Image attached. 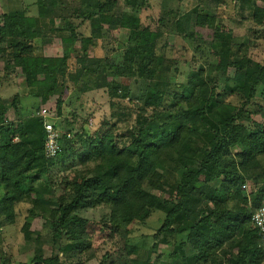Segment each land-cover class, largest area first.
Instances as JSON below:
<instances>
[{
    "label": "rangeland",
    "instance_id": "rangeland-1",
    "mask_svg": "<svg viewBox=\"0 0 264 264\" xmlns=\"http://www.w3.org/2000/svg\"><path fill=\"white\" fill-rule=\"evenodd\" d=\"M39 1L41 4L46 2L0 0V16L14 9L34 14ZM53 1L56 6L50 11L51 14L32 17V28L37 29L32 42L23 41V45H33L34 54L51 58L66 56L65 72L71 74L83 65L78 59L86 61V57L107 58L108 63L102 61L101 65L83 76L81 83L84 82L89 87L93 86L95 73L102 75L104 63L105 67L122 64L124 51L134 45V37L140 29L145 28L155 35V53L161 59L159 64L165 72L163 81L158 82L161 76L158 68L151 75L148 70L138 67L130 77L120 75L115 78L118 80L115 85L109 75L112 69L105 68L109 76L107 80L113 85V89H91L76 98V89H79L81 83L75 89L73 81L66 78L62 80L58 75L55 93L43 102L28 93L24 70L15 65L11 57L10 42H6L5 45H0V116L4 124L20 121L25 116L36 113L40 105L46 104L55 110L53 121L61 134L67 128L77 138L108 133L114 136L118 148H122L139 129L144 128V134H147L152 116L162 114V111H157L154 105L148 103L151 101H147V96H157L164 89L171 104L175 101L174 93L179 92L178 87L190 84L197 89L194 96L197 99L199 97V101H205L204 106H209L201 123H212L234 115L237 123H243L247 128H264V87L259 82L251 94L250 89L244 85L251 81L250 74L254 77V74L247 72H253L264 64L263 0H114L112 4L105 3L111 0ZM101 5L107 8L100 17L103 23L95 22L90 26L85 21L78 27L83 35L90 36V40H85L86 46H81L78 39L63 43V37L65 39L69 36V32L65 31L69 24V13L83 10L84 14L95 13L93 16H99L101 14L98 7ZM45 10L50 9L47 7ZM121 24L126 26L121 27ZM222 44L229 47L240 45L231 50L233 54L230 60L234 66H229L224 71L219 69L224 62L220 59ZM56 68V62H53V69ZM109 91L111 95L107 94ZM56 100L61 102L59 113ZM152 102L157 103L158 100ZM215 102L222 104L221 114L217 111ZM211 105L214 106L210 108ZM211 138L212 134L208 130L201 132L183 153L187 158L186 163L182 164L186 165L185 169L191 166L199 171L197 187L206 184L214 186L212 175L216 170H221L220 180L224 178L225 172L231 170L236 173L239 170L240 159L235 156V147H229L228 151L217 155L216 166L206 160ZM79 147L75 145L76 149ZM256 161L261 173L251 165L247 168L245 177L231 187L238 188L240 197L230 188L231 193H225L227 186L219 185L216 187L220 197L210 201H223L225 194L228 198L227 207L245 215L257 206H264V154H257ZM97 162L71 165L72 168L65 173L69 185L62 188L64 190L58 189L57 193L65 195L67 189L73 188L72 185H76L83 178H92ZM171 164L173 163L169 162L166 166ZM158 167L162 172L159 182L163 186L156 193L162 200L171 201L176 195L177 179L171 176L168 169ZM45 178L46 175L41 176V179ZM38 182L39 180L34 184ZM44 185L51 188L48 181ZM34 196L25 194L20 197L15 205V222L1 227L0 264H40L39 258L42 260L56 255L60 259L58 264H78L77 260L83 261L80 264H182L193 253V245L198 243L197 238L189 237L187 232H159L165 216L160 209H151L142 221L133 220L127 226V233L123 229L116 232L111 227L109 205L104 203L77 211V214L89 220L88 251L73 255L58 253L60 243L53 237L51 223L40 215L32 219L28 217H33L29 210ZM203 199L195 211L186 214L192 222L200 220L209 212L208 204ZM236 218L235 216L234 223L238 222L235 221ZM26 220H30L29 238H25L21 230ZM215 220L211 217L209 222L199 225L198 230L221 241L215 251L216 262L227 264L226 259L235 257L237 253L238 239L235 235L229 239L220 236L216 231L220 224ZM251 257L253 258L252 251ZM260 264H264V258Z\"/></svg>",
    "mask_w": 264,
    "mask_h": 264
},
{
    "label": "trees",
    "instance_id": "trees-1",
    "mask_svg": "<svg viewBox=\"0 0 264 264\" xmlns=\"http://www.w3.org/2000/svg\"><path fill=\"white\" fill-rule=\"evenodd\" d=\"M105 3L112 4L114 0ZM55 6L53 0H46L45 4L39 1L34 14L14 9L0 16V45L10 42L11 57L15 65L24 70L28 93L43 102L55 93L58 75L62 80L66 78L73 81L76 89L84 75L101 65L102 61L109 62L107 58L86 57V61L81 58L78 61L83 65L77 72L74 71L71 74L65 72L66 56L43 57L34 54L32 44L23 45L24 40L30 43L36 36L37 29L32 28V17H45L51 14L50 11ZM47 7L49 11L45 10ZM98 10L101 14L99 16H93L95 13L84 14L83 10L80 11L81 13L79 10L70 12L69 24L65 28L69 36L65 39L63 37V43H71L78 39L81 46H86L85 40H90V36L83 35L78 27H81L85 21H88L90 26L95 22L103 23L100 17L107 11V8L101 5ZM260 16L262 18V14ZM123 26L126 25L121 24V27ZM134 41V45L124 51L122 64L105 67L104 63L101 70L102 75H98L99 72H97L93 76V86L88 87L84 85V82L81 83L79 89H76L75 97L78 98L79 95L91 89L107 90L108 88L112 90L113 85L107 80L109 76L105 68L112 69L109 75L115 85L118 82L115 78L120 75L130 77L138 67L148 70L151 75L158 68L161 73L158 82L161 83L165 72L159 64L161 59L155 53V35L148 29H140ZM239 46L221 45L223 52L220 53V59L224 62L219 69L224 71L225 68L234 66L230 60L233 54L231 50ZM53 62H56V70L53 69ZM247 73L254 74V77L249 75L251 81L244 83L245 87L250 89L251 94L259 82L264 87V64L257 70ZM178 91L174 93L175 101L171 104L166 98L167 93L164 89L159 91L157 96H147V101H151L148 103L154 105L157 111H162V114L152 116L147 134H144V128L139 129L122 148H118L114 136L108 133L77 138L71 135L67 128L59 139L58 152L50 157L44 151L45 130L41 117L34 113L25 116L20 121L12 122L13 124H4L0 116V229L15 222V205L18 199L25 194H34L29 210L33 217H28L31 219L38 215L44 217L54 229L53 237L59 240L58 253L73 255L86 253L90 248V241L87 238L89 220L77 214L78 210L107 203L110 209L111 227L116 232L123 229L127 233V226L133 220L142 221L151 209H160L164 211L165 216L159 232L169 234L187 232L189 237L198 240L197 245L192 247L193 253L189 255V261L186 260L182 264H222L216 262L215 256V251L219 248L221 241L198 230V226L209 222L211 217H214L215 222L220 224L219 230H216L220 236L229 239L235 235L238 239L237 253L235 257L230 256L226 259L227 264H260L264 258V248L261 246L258 230L251 222V216L259 206L245 215L227 207L228 198L224 193L225 200H216V202L210 200L220 197L218 187H216L219 185L227 186L224 189L225 193L230 194V188L237 197H240L238 188L231 187L245 177L249 166L252 165L261 173L256 155L264 154V128L262 126L247 128L243 123H237L234 115L212 123H201L209 106H204L205 101H199V97L197 99L194 96L197 93L195 86L180 85ZM107 94L111 95L110 91ZM208 99L212 102L210 98ZM154 100L158 102H152ZM56 102L57 113H59L61 102L58 100ZM214 104L221 114L222 104L220 102ZM213 106L211 105L210 108ZM52 123L57 128L53 119ZM205 130L212 134L208 142L209 152L206 160L216 166L217 155L222 151H228L229 147H235V156L240 159L239 170L235 171L236 173L231 170L225 172L222 180L219 179L221 170H216L212 175L214 186L206 184L197 187L199 171H195L191 166L185 169L186 165L182 164L186 163L187 158L183 156V153L192 145L194 137ZM74 144L80 147L76 149ZM95 161L98 162L94 167L92 178H83L76 185H72L73 188L67 189L65 195L57 193L58 189L64 190L62 188L69 185V179L65 173L73 165ZM169 162L173 164L166 166ZM158 166L168 169L171 176L177 179L176 195L171 201L162 200L156 193V190H161L163 186L159 182L162 172ZM204 167L205 162L203 161L202 168ZM43 175H46L45 179H41ZM37 180H39L38 184H34ZM47 181L51 188L44 185ZM202 199L208 204L209 212L200 220L192 222L186 214L195 211ZM46 212L49 214L46 215ZM235 216L237 223L233 222ZM29 226L30 220H26L22 225L21 230L25 238H29ZM38 260L40 264L60 263L58 255ZM77 262L80 264L83 261L77 260Z\"/></svg>",
    "mask_w": 264,
    "mask_h": 264
},
{
    "label": "built area",
    "instance_id": "built-area-1",
    "mask_svg": "<svg viewBox=\"0 0 264 264\" xmlns=\"http://www.w3.org/2000/svg\"><path fill=\"white\" fill-rule=\"evenodd\" d=\"M55 113V115H54ZM36 115L43 119L45 137H44V151L47 156H54L59 148V139L62 137L60 131L54 127L52 119L56 116L54 109L48 106H40ZM251 222L257 228L261 246L264 248V206L256 208L251 216Z\"/></svg>",
    "mask_w": 264,
    "mask_h": 264
},
{
    "label": "crops",
    "instance_id": "crops-1",
    "mask_svg": "<svg viewBox=\"0 0 264 264\" xmlns=\"http://www.w3.org/2000/svg\"><path fill=\"white\" fill-rule=\"evenodd\" d=\"M84 27H85V24H84ZM40 106H46V104H45V105L42 104V105H40Z\"/></svg>",
    "mask_w": 264,
    "mask_h": 264
}]
</instances>
